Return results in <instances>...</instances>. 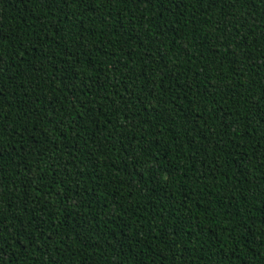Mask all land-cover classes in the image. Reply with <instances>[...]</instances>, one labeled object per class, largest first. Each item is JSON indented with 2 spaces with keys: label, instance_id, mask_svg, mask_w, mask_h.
Segmentation results:
<instances>
[{
  "label": "trees",
  "instance_id": "trees-1",
  "mask_svg": "<svg viewBox=\"0 0 264 264\" xmlns=\"http://www.w3.org/2000/svg\"><path fill=\"white\" fill-rule=\"evenodd\" d=\"M0 264H264V0H0Z\"/></svg>",
  "mask_w": 264,
  "mask_h": 264
}]
</instances>
